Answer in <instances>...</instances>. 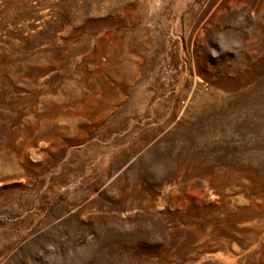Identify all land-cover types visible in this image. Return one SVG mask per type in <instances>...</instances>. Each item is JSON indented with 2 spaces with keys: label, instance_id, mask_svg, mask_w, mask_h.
I'll list each match as a JSON object with an SVG mask.
<instances>
[{
  "label": "rangeland",
  "instance_id": "1",
  "mask_svg": "<svg viewBox=\"0 0 264 264\" xmlns=\"http://www.w3.org/2000/svg\"><path fill=\"white\" fill-rule=\"evenodd\" d=\"M0 264H264V0H0Z\"/></svg>",
  "mask_w": 264,
  "mask_h": 264
}]
</instances>
